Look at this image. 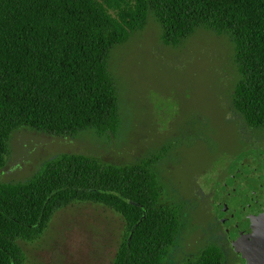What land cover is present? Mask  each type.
<instances>
[{
    "label": "trees",
    "instance_id": "1",
    "mask_svg": "<svg viewBox=\"0 0 264 264\" xmlns=\"http://www.w3.org/2000/svg\"><path fill=\"white\" fill-rule=\"evenodd\" d=\"M150 18L174 46L200 29L228 37L240 76L233 108L247 127L264 130V0H0V170L18 128L117 131L111 51ZM81 204L123 220L111 264H225L215 245L171 260L186 203L170 195L156 159L113 164L81 154L45 161L24 181H0V264H30L25 247L39 245L57 212Z\"/></svg>",
    "mask_w": 264,
    "mask_h": 264
},
{
    "label": "rangeland",
    "instance_id": "2",
    "mask_svg": "<svg viewBox=\"0 0 264 264\" xmlns=\"http://www.w3.org/2000/svg\"><path fill=\"white\" fill-rule=\"evenodd\" d=\"M234 53L228 37L204 29L180 45L166 44L150 18L111 51L122 117L117 131L90 128L62 136L18 128L0 181H24L63 154L113 164L156 159L170 195L186 203V227L172 258L180 262L221 244L201 191L237 166L242 169L234 179L254 172L240 151L253 139L264 142V130H250L233 108L240 79ZM123 234V220L108 208L73 205L55 214L39 245L24 251L30 264H111Z\"/></svg>",
    "mask_w": 264,
    "mask_h": 264
},
{
    "label": "flooded vegetation",
    "instance_id": "3",
    "mask_svg": "<svg viewBox=\"0 0 264 264\" xmlns=\"http://www.w3.org/2000/svg\"><path fill=\"white\" fill-rule=\"evenodd\" d=\"M248 144L241 148V161L249 163L255 171H248L245 178L239 174L234 179L237 176L234 174L242 169L237 166L232 173L218 179L208 192L201 191L217 222L212 226L220 232L221 244L215 246L221 250L225 264H264V231L257 223L260 217L257 199L264 191V142L253 139ZM172 257L173 262H179Z\"/></svg>",
    "mask_w": 264,
    "mask_h": 264
},
{
    "label": "water",
    "instance_id": "4",
    "mask_svg": "<svg viewBox=\"0 0 264 264\" xmlns=\"http://www.w3.org/2000/svg\"><path fill=\"white\" fill-rule=\"evenodd\" d=\"M257 202L259 204V216H260L257 223L262 227V230L264 231V191L258 195Z\"/></svg>",
    "mask_w": 264,
    "mask_h": 264
}]
</instances>
